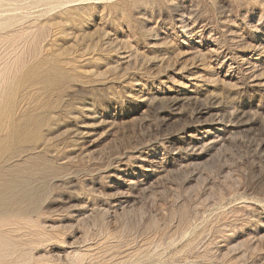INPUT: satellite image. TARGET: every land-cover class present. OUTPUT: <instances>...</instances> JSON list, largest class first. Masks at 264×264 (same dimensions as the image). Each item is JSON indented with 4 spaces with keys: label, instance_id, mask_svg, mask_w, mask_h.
<instances>
[{
    "label": "rangeland",
    "instance_id": "obj_1",
    "mask_svg": "<svg viewBox=\"0 0 264 264\" xmlns=\"http://www.w3.org/2000/svg\"><path fill=\"white\" fill-rule=\"evenodd\" d=\"M0 166V264H264V0H0Z\"/></svg>",
    "mask_w": 264,
    "mask_h": 264
},
{
    "label": "bare ground",
    "instance_id": "obj_2",
    "mask_svg": "<svg viewBox=\"0 0 264 264\" xmlns=\"http://www.w3.org/2000/svg\"><path fill=\"white\" fill-rule=\"evenodd\" d=\"M9 113H11L10 110L9 111L7 110L6 112H3L2 115L7 116V115H9ZM4 118L5 117H3V119ZM16 155H18V154H14V156H16ZM3 167H4V165H3ZM3 167L0 166V209H1L2 205H4L6 201H8V199L14 198L19 192V190H18L19 182H14V181L6 182L5 181V179H4L5 171L3 170Z\"/></svg>",
    "mask_w": 264,
    "mask_h": 264
}]
</instances>
